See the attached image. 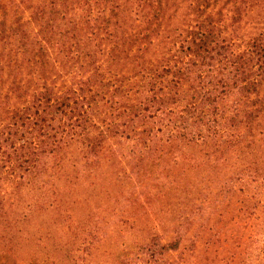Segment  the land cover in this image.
I'll use <instances>...</instances> for the list:
<instances>
[{
    "label": "trees",
    "instance_id": "1",
    "mask_svg": "<svg viewBox=\"0 0 264 264\" xmlns=\"http://www.w3.org/2000/svg\"><path fill=\"white\" fill-rule=\"evenodd\" d=\"M227 1L230 21L222 8L213 15L207 3L193 1L192 23L161 46L169 0H19L30 7L26 21L9 20L0 0V69L9 68L10 89L24 98L17 106L7 101L0 185L6 177L51 185L72 143L91 163L112 142L139 179L149 164L167 155L179 163L195 146L207 155L219 149L221 160L264 139V31L238 45L236 26L250 1ZM47 63L63 64L71 83L25 88L24 69L46 80ZM243 168L236 164L220 191L236 179L260 180L259 167ZM182 213L172 241L153 237L143 245L150 264H161L201 218Z\"/></svg>",
    "mask_w": 264,
    "mask_h": 264
},
{
    "label": "rangeland",
    "instance_id": "2",
    "mask_svg": "<svg viewBox=\"0 0 264 264\" xmlns=\"http://www.w3.org/2000/svg\"><path fill=\"white\" fill-rule=\"evenodd\" d=\"M3 1L9 20L30 19L26 3ZM193 1L197 7L198 0H169L166 28L157 39L161 46L168 34L176 35L192 23ZM199 1L207 3L206 11L213 15L222 8L230 21L227 0ZM249 1L251 6L236 26L238 45L264 31V0ZM47 64L46 80L24 69L25 88L32 92L45 81L57 88L71 83L69 75L61 73L66 70L63 64ZM9 71L0 69V99H4L0 127L9 121L7 101L11 106L24 102L10 89ZM109 144L91 163L79 144L69 145L63 150L61 169L53 170L47 187L20 185L6 177L0 185L4 200L0 264H150L143 245L153 237L162 244L172 241L182 211L200 213L195 217L201 218L177 249L166 251L161 264H264V139L258 136L251 146L226 151L221 160L218 148L207 155L195 146L179 163L171 164L167 155L163 164H149L139 179L131 175L128 159ZM236 164L245 172L259 167L260 180L251 181L248 175L220 191V183Z\"/></svg>",
    "mask_w": 264,
    "mask_h": 264
}]
</instances>
